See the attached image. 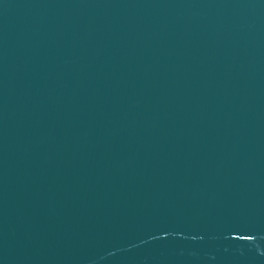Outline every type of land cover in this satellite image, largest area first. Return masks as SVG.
Here are the masks:
<instances>
[{
    "label": "water",
    "instance_id": "1",
    "mask_svg": "<svg viewBox=\"0 0 264 264\" xmlns=\"http://www.w3.org/2000/svg\"><path fill=\"white\" fill-rule=\"evenodd\" d=\"M0 264H264V0H0Z\"/></svg>",
    "mask_w": 264,
    "mask_h": 264
}]
</instances>
